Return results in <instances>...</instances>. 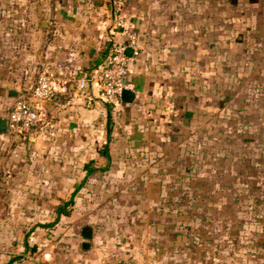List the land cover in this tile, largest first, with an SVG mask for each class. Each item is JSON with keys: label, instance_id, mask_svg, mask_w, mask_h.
<instances>
[{"label": "crops", "instance_id": "crops-1", "mask_svg": "<svg viewBox=\"0 0 264 264\" xmlns=\"http://www.w3.org/2000/svg\"><path fill=\"white\" fill-rule=\"evenodd\" d=\"M258 26L264 0H1L0 117L8 118L40 70L53 72L59 98L27 132L0 131V193H10L8 202L0 196V247L40 250L56 233L64 244L46 264H100L112 256L99 247L102 231L93 227L90 250L82 248V230L75 237L73 222L92 225L99 217L78 207L91 205L88 194L79 197L91 185L73 197L70 213L60 215L59 207L90 161L107 163L106 147L115 170L120 155L143 145L166 155L222 118L230 100L224 71ZM132 38L125 73L132 102L106 103L96 80L80 88L115 43ZM58 218L52 227L37 225Z\"/></svg>", "mask_w": 264, "mask_h": 264}, {"label": "rangeland", "instance_id": "rangeland-1", "mask_svg": "<svg viewBox=\"0 0 264 264\" xmlns=\"http://www.w3.org/2000/svg\"><path fill=\"white\" fill-rule=\"evenodd\" d=\"M238 54L224 71L222 118L166 155L143 145L87 178L92 188L79 197L91 205L78 207L98 214L86 225L103 232L99 247L136 264H264V27ZM84 223L73 222L76 238ZM48 236L40 250L0 247V264H46L43 255L64 244Z\"/></svg>", "mask_w": 264, "mask_h": 264}, {"label": "built area", "instance_id": "built-area-1", "mask_svg": "<svg viewBox=\"0 0 264 264\" xmlns=\"http://www.w3.org/2000/svg\"><path fill=\"white\" fill-rule=\"evenodd\" d=\"M128 47H136L135 38L127 43H115L98 66L96 74L81 79L80 88L84 89L88 82L96 80L102 99L112 105L118 104L122 100L123 91L130 88V84L125 80L129 61V56L125 52ZM54 91L53 72L47 69L39 73L35 83L14 101L7 118V131L11 134H22L37 125L46 114V104L52 100ZM43 256L49 258L50 253H45ZM100 264H136V262L130 255L113 254Z\"/></svg>", "mask_w": 264, "mask_h": 264}, {"label": "water", "instance_id": "water-1", "mask_svg": "<svg viewBox=\"0 0 264 264\" xmlns=\"http://www.w3.org/2000/svg\"><path fill=\"white\" fill-rule=\"evenodd\" d=\"M125 53L129 57H132L133 56V49L131 47H128L126 49ZM121 97H122V100L124 102H132L134 100L135 93L132 90L126 89L123 91ZM58 98H59V94L54 93L52 96V100H58ZM7 130H8L7 119L0 117V131H7ZM0 196L3 200L8 202V198L10 197V193L9 192H3V193H0ZM82 236L85 239V241L82 244V248L84 250H90V247H91L90 240L93 238V227L90 225L84 226L82 229Z\"/></svg>", "mask_w": 264, "mask_h": 264}, {"label": "trees", "instance_id": "trees-1", "mask_svg": "<svg viewBox=\"0 0 264 264\" xmlns=\"http://www.w3.org/2000/svg\"><path fill=\"white\" fill-rule=\"evenodd\" d=\"M105 157H106V161L107 163L105 165H97L96 162L94 160L90 161L87 166H86V175L85 178L82 180L81 183H79L72 195V198L65 204V205H61L59 207V213L61 214H68L70 213V210L68 209L69 206H71L73 204V197L77 194V192L82 188V186L84 185L85 181L87 180V178H89L90 176L98 173V172H103V171H107L110 166H111V157H110V153H109V149L108 147L105 148ZM59 220L56 219L55 222H57Z\"/></svg>", "mask_w": 264, "mask_h": 264}]
</instances>
